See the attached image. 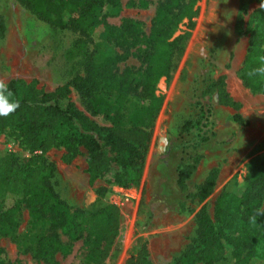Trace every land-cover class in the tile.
Returning <instances> with one entry per match:
<instances>
[{
	"label": "rangeland",
	"instance_id": "1",
	"mask_svg": "<svg viewBox=\"0 0 264 264\" xmlns=\"http://www.w3.org/2000/svg\"><path fill=\"white\" fill-rule=\"evenodd\" d=\"M161 1L121 0L120 14L107 19L112 25H118L123 18L141 25L139 44L115 48L126 54L117 63V73L129 69L134 82L143 78V55L151 50L148 36ZM259 5L256 1L197 0L194 14L172 31L174 52L168 74L158 80L152 95H137L125 109L123 127L139 125L151 132L138 183L109 184L102 179L91 182L85 149L80 148L66 159L64 145L51 148L44 158L53 165V190L70 212H77L87 228L80 239L71 241L58 228L53 229L46 216L35 218L31 209L20 202L16 225L10 233L0 235L3 258L20 264H70L79 260L78 252L85 239L104 227V208L110 204L118 208L117 231L104 264H126L136 253L138 242L146 245L152 264H166L179 257L186 246L196 245L197 214L205 210L217 224L215 203L225 185L232 179L241 182L246 162L255 154H264V91L246 87L237 76L248 48L249 33L245 27ZM99 32L81 34L54 27L22 0H0V78L7 82L21 78L44 90L66 84L69 97L80 112L100 125L110 126L111 118L94 114L89 98L73 85L97 53L96 43L102 39ZM219 78L238 104L244 123L232 119V107L214 104L204 135L188 137V142H183V123L195 115L196 103L207 83ZM13 133L0 135V157L11 155L17 162L25 163L31 154L19 146ZM183 144L192 155V146H197L199 161L188 181L194 199L186 198L176 184ZM256 145L259 147L254 151ZM209 184L211 192L200 199L202 188ZM102 189L104 194L100 196ZM4 197L5 190L0 186V209ZM56 241L70 246L71 252L63 254L56 249ZM257 242L256 250L264 251V240Z\"/></svg>",
	"mask_w": 264,
	"mask_h": 264
},
{
	"label": "trees",
	"instance_id": "2",
	"mask_svg": "<svg viewBox=\"0 0 264 264\" xmlns=\"http://www.w3.org/2000/svg\"><path fill=\"white\" fill-rule=\"evenodd\" d=\"M40 19L48 24L91 34L100 30L102 39L97 53L88 61L83 76L76 77L73 85L89 98L94 114L111 118L110 126L100 125L80 112L71 101L68 85L44 90L32 82L12 78L9 89L20 100V107L8 117H0V135L13 131L19 146L31 157L25 163L17 162L11 155L0 157V186L5 197L0 209V235H6L16 225L20 202L31 209L35 218L46 216L53 229H59L71 241L80 239L85 232L84 221L76 211L70 212L53 190L50 177L53 165L44 154L51 148L64 145L65 158L77 154L80 148L87 152L89 180L102 179L119 185L137 184L151 140V132L139 125L123 127L125 109L131 99L139 94L152 95L158 80L166 76L174 52L171 38L173 29L191 17L197 0H162L151 22L148 42L151 50L143 55L146 67L140 82H134L129 69L117 73V63L126 54L115 48L127 49L142 40L139 22L123 18L118 25L108 23L109 17L121 12V0H22ZM243 3L262 0H242ZM249 33L247 54L237 76L244 85L255 91H264V78H249L248 70L258 67L264 58V9L255 8L245 27ZM222 104L234 109L232 119L243 124L238 104L226 92L222 79L212 80L205 86L196 103L195 115L186 120L180 134L181 140L200 138L210 124L213 105ZM158 107H156L157 109ZM203 139H206L203 138ZM194 153L186 151L176 169V184L186 198L194 199L188 181L196 169L199 158L197 146ZM258 145L254 151L258 150ZM255 154V152H254ZM205 185L200 193L203 199L211 192ZM103 189L99 195H103ZM184 210V205L180 204ZM104 227L85 239L79 249V260L70 264H104L117 231V206L104 208ZM264 211V154L253 155L245 164L241 182L229 181L215 203V224L205 210L197 214L196 245H188L181 255L166 264H264V251H257V241L264 240V214L257 224L250 216ZM54 238L52 239V241ZM56 249L63 254L71 252L70 246L56 241ZM264 250V248L262 249ZM0 246V264H20L3 258ZM126 264H152L145 244L137 243V251Z\"/></svg>",
	"mask_w": 264,
	"mask_h": 264
},
{
	"label": "clouds",
	"instance_id": "3",
	"mask_svg": "<svg viewBox=\"0 0 264 264\" xmlns=\"http://www.w3.org/2000/svg\"><path fill=\"white\" fill-rule=\"evenodd\" d=\"M259 7L264 9V0ZM249 78L262 77L264 78V58H261V63L258 67L248 70ZM20 107V100L16 98L15 94L9 89L7 80L0 78V117H8L15 113ZM264 214V211L258 212L256 215L250 216V222L257 224V217Z\"/></svg>",
	"mask_w": 264,
	"mask_h": 264
}]
</instances>
